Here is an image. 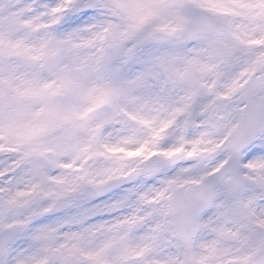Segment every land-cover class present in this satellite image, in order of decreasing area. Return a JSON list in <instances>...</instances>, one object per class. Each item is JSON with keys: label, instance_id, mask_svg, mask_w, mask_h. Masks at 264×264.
<instances>
[{"label": "snow or ice", "instance_id": "6c2138e0", "mask_svg": "<svg viewBox=\"0 0 264 264\" xmlns=\"http://www.w3.org/2000/svg\"><path fill=\"white\" fill-rule=\"evenodd\" d=\"M0 264H264V0H0Z\"/></svg>", "mask_w": 264, "mask_h": 264}]
</instances>
